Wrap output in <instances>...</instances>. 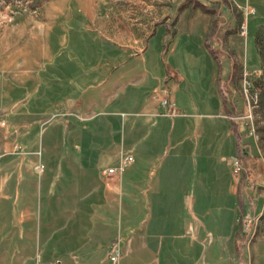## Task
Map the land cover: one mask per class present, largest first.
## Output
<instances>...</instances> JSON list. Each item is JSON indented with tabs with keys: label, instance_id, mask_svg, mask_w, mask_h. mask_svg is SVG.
<instances>
[{
	"label": "crops",
	"instance_id": "obj_1",
	"mask_svg": "<svg viewBox=\"0 0 264 264\" xmlns=\"http://www.w3.org/2000/svg\"><path fill=\"white\" fill-rule=\"evenodd\" d=\"M217 1L224 19L232 12L245 15L250 11L238 0ZM257 5L264 10L263 2ZM207 9L210 12L200 11L215 12ZM37 10V14L16 15L0 31V120L5 122L0 127V264H48L54 259L61 264H111L107 254L117 235L123 239L119 264H225L223 248L239 261L238 227L233 216L223 213L221 204L237 201L238 190L246 187H240L238 177L229 180L214 170L212 152L203 149L198 152L201 158L196 156L199 159L194 161L196 152L189 144L192 135L200 143L212 132L223 131L233 143L230 158L239 152L241 123L230 120L233 108L224 102L221 91L223 83L231 91L235 58L231 55L229 67L224 68L205 44V38L214 33L218 48L226 53L218 27L213 23L206 30L207 23H202L197 35L199 45L210 56L216 92L208 103L199 92L203 66L190 63L199 56L187 50L182 57H165V51H174L179 35L169 31L165 23L151 27L153 32L136 51L77 54L80 48L74 40L69 50L65 49L70 25L64 23L71 19L70 10L59 1L58 6L42 5ZM246 21L247 28L249 18ZM253 26L255 31L264 30L263 21L254 20ZM161 28L159 55L157 51L148 57L145 53ZM79 30L72 33L73 39L90 35L86 25ZM239 30L240 26L238 35ZM250 38L256 53L249 59L258 67L252 71L258 73L264 58L257 55L254 32ZM82 42L81 47H87ZM163 85L180 115L158 114L160 106L152 94ZM53 105L58 107V152L54 155L56 147L48 143L56 135L48 134L47 144L44 136L41 146L35 144L41 127L54 120H43ZM210 106L214 113L200 112ZM67 112L77 113L79 118L65 115ZM224 113H229L227 118ZM210 143L215 144L213 137ZM15 144L19 151L13 150ZM128 153L134 162L120 176L102 173ZM249 155L243 152L242 163L249 164ZM56 156L55 169L61 177L55 185L60 193L53 198L56 189L42 184L41 178ZM230 158L228 173L232 177ZM37 163L43 166L40 173L35 170ZM208 167L216 184L211 199L217 201L223 214L213 219L211 226L206 220L210 204L199 194L201 188L205 190ZM190 186L197 195L188 191ZM52 206L71 215L59 230H51L50 221L41 230L40 219L50 215ZM226 222L231 224V235L224 232ZM227 237L231 243H226ZM34 252L36 259L32 260ZM192 252L195 256L191 261L188 254Z\"/></svg>",
	"mask_w": 264,
	"mask_h": 264
},
{
	"label": "rangeland",
	"instance_id": "obj_2",
	"mask_svg": "<svg viewBox=\"0 0 264 264\" xmlns=\"http://www.w3.org/2000/svg\"><path fill=\"white\" fill-rule=\"evenodd\" d=\"M7 1L0 0V31L4 25L11 23L16 15L20 13L31 12L37 14V7L42 5H47L48 7L58 6V1L59 4L65 5L66 9H69L71 13L70 21L68 23L64 21L65 25H70L69 41L65 49L69 50L71 43L73 44L74 42V45L80 48L77 54L96 55L106 51L112 54H124L136 51L142 48L144 42L153 32L151 27L155 28L159 24L165 23L169 31H172L174 34H179L176 37L174 46H172L174 51L170 52V49H168L164 53L165 57H182L188 52L189 54L200 57L190 63L200 65L201 67L203 66L201 72L204 73L201 75L202 78L199 79V92L204 97L205 102L208 103H212L216 92L212 81L209 62L210 56L199 45V37L197 35H199V26L202 23H207L206 30L210 29L213 23L218 27L223 40L222 48L226 51L224 55L228 58L227 60H229V57L234 56V64L236 65L233 72L234 77L230 80L232 93L231 91L229 92V97L232 98V104L229 107L231 110L233 108L231 115L236 117L235 120H230L241 123L239 126L241 142L239 144V152H237L236 156L242 161L243 152H248L250 153L249 157L251 160H249L248 165L243 163L245 170L240 175L232 174L233 176L231 177L228 173V159L233 154V143L227 139L228 135L226 136L223 131L218 134L212 132L209 139L200 143L192 135L193 140L189 144L194 148V152H196L193 156L194 161L199 159H196V156H200L198 152H201V150L205 149L206 151L212 152L214 170L221 171L224 177H228L229 180L233 179V177H238L240 187H246L238 190L239 198L237 201H233L230 205L224 200L221 207L223 208L224 214L233 216L234 224L238 227L240 235L238 239L242 243L241 262L245 264H264V61L259 66L262 71L256 73L252 70L257 66L254 60L249 59L256 53L253 49V41L250 38L253 32L254 37L257 36L258 39V46L256 47L259 52L257 55L264 58V30H253L254 20L264 22V10H260L257 5L261 2L264 4V0H238L239 4H241L240 6L250 10L247 13L248 16L246 13H244L245 15H241L240 12H232L233 14H226L227 19L220 16L217 0H29L27 3H25V0H14L15 6L12 7L14 14L11 15L12 19L10 21H8L10 16L8 13L11 7L6 10L5 4ZM197 2H199V5H206L210 9L212 8L215 12H201L200 9L195 8L199 6L196 5ZM251 8L255 10L253 11ZM48 16H50V13H48ZM246 17L250 21L247 28ZM82 25L87 26L90 35L88 37L84 36V39L82 38L83 40L73 39V34L76 35L75 32L80 33L79 27H82ZM238 25L245 26L246 33L244 35L240 34V30V35L237 34ZM189 31L190 33H188ZM162 33L163 28L157 31V35L152 38L145 53L146 56L154 57L157 51L159 55V47L162 45ZM184 34L187 35L184 36ZM82 41L87 43V47H81L83 44ZM186 42H188V45ZM246 57H248L247 61L245 60ZM227 60L225 63H227ZM225 63L223 62V66H225ZM54 69L53 73H56V68ZM50 71L51 68L48 67V73ZM200 112L204 115L212 114L215 112V109L210 106ZM57 114L58 107L56 106L52 110L47 111L43 118L44 122L50 119L54 120L46 122L50 123L41 127L35 141L36 147H39V144L41 146L43 136L44 144H47V135H56L48 143L50 146L55 145L56 147V149H52L53 155L55 152H58ZM224 114L227 118V114L229 113ZM82 118L84 119V117ZM212 137L214 138L215 144L210 143ZM44 148L42 149V153L45 156ZM51 165L50 168H46L45 174H42L41 183H46L51 188H55L56 191L53 198H58V193L60 192H58V184L55 185V181L61 177V173L55 169L58 165V156L55 157ZM207 170L205 190L203 191L201 188L199 194L206 196L210 204L206 220L208 225L211 226L210 224L213 223V219H218L223 214L217 201L211 199L212 195L216 192V184L212 179L213 174L211 172L209 173V167ZM35 181L37 183L39 182L38 179ZM72 184L75 185V180L72 181ZM87 184L89 185V183ZM188 191H191L193 195L195 193L196 195L198 194V191L193 190V186H190ZM37 194L40 197L43 193L41 192L40 195L37 190ZM187 208H189V205L186 206L185 214L188 213ZM69 215H71L70 212H62L58 209V206H52L50 215L46 218L42 216L40 219L41 230H43L47 221H50L48 224H51V230H59ZM38 229L39 219L37 216L36 230ZM231 229V224L226 222L224 232L229 234ZM210 231L213 236H216L212 228H208L209 233ZM228 241L231 243L229 237L226 238V243ZM223 250V262L225 264H235L238 262L235 254L233 256L226 252L224 248ZM188 255L192 261L195 253L192 252ZM31 257L32 260L36 259L35 252L32 253Z\"/></svg>",
	"mask_w": 264,
	"mask_h": 264
},
{
	"label": "built area",
	"instance_id": "obj_3",
	"mask_svg": "<svg viewBox=\"0 0 264 264\" xmlns=\"http://www.w3.org/2000/svg\"><path fill=\"white\" fill-rule=\"evenodd\" d=\"M228 3H233V0H226ZM29 2V0H25V3ZM15 6L14 0L10 1L8 0L5 4L6 10L9 9V18L8 21H10L12 18L11 15L14 14V11L12 7ZM5 18V17H4ZM7 22V21H6ZM246 33V28L244 25L240 26V34L244 35ZM152 97L158 101L160 106V111L158 112L159 115L162 116H169L174 117L181 114L180 110L177 108L175 102L172 100L169 94L168 88L163 85L161 87H158L154 89ZM65 115L68 116H74L76 118H79V115L74 112H67ZM236 117L231 116L230 119L235 120ZM5 122L4 120H0V127L4 126ZM14 151H19L20 146L18 144H15L13 146ZM134 162V156L132 154H122L120 155L117 164L115 166L108 167L104 170H102V173L105 176H112L117 175L120 176L122 172L132 163ZM231 169L232 173L234 175H240L243 170H245L242 161L238 156H232L230 159ZM43 166L41 163H37L35 166V170L40 173L42 172ZM123 253V239L120 235H117L114 240L111 242L109 250H108V260L111 262V264H119L120 258ZM48 264H61L59 259H54L50 261ZM235 264H239L238 262ZM245 264V263H244Z\"/></svg>",
	"mask_w": 264,
	"mask_h": 264
},
{
	"label": "trees",
	"instance_id": "obj_4",
	"mask_svg": "<svg viewBox=\"0 0 264 264\" xmlns=\"http://www.w3.org/2000/svg\"><path fill=\"white\" fill-rule=\"evenodd\" d=\"M196 5H199V2L196 3ZM199 7L200 9H202L203 11H206V12H210V10L207 9V6L206 5H199L197 6ZM205 44H206V47L209 49V51L212 53V55L216 58V60L218 61V63H220L222 65V67H225V66H228L229 67V63H230V57H229V60H227L228 58H226V56L224 55L225 53L222 52L217 44H218V39L215 37L214 33H211L209 34L206 38H205ZM227 60V63H225ZM223 62L225 63L223 66ZM227 64V65H226ZM232 66L235 67L236 65L234 64V62H232ZM223 79V77L221 78ZM225 80V79H223ZM222 95H223V98H224V102L227 103L228 106H230L232 104V99L229 97V90L227 88V85L225 83L222 84ZM237 139L239 140L240 139V134L238 133L237 135ZM238 243L236 245V250L238 251V255L239 257H241L242 255V243L241 241L238 239L237 240ZM239 264H244L241 262V260L238 261Z\"/></svg>",
	"mask_w": 264,
	"mask_h": 264
}]
</instances>
